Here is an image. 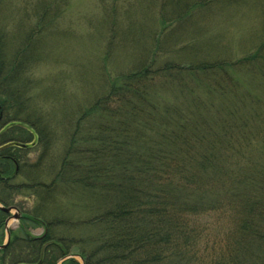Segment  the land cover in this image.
Wrapping results in <instances>:
<instances>
[{
    "label": "trees",
    "instance_id": "16d2710c",
    "mask_svg": "<svg viewBox=\"0 0 264 264\" xmlns=\"http://www.w3.org/2000/svg\"><path fill=\"white\" fill-rule=\"evenodd\" d=\"M66 1L33 3L16 47L0 28V202L23 212L0 264H264V31L236 60L142 55L58 125L28 96L40 61L29 50ZM240 1L161 0L163 28L174 24L159 48L184 51L176 41L194 17ZM187 72L215 78L207 99L165 104ZM74 188L88 215L64 209ZM6 217L0 208V242Z\"/></svg>",
    "mask_w": 264,
    "mask_h": 264
},
{
    "label": "rangeland",
    "instance_id": "374dc122",
    "mask_svg": "<svg viewBox=\"0 0 264 264\" xmlns=\"http://www.w3.org/2000/svg\"><path fill=\"white\" fill-rule=\"evenodd\" d=\"M38 1L0 0V28L8 32L11 46L27 41V24L34 21L31 6ZM62 10L64 13L57 25L35 40L33 49L29 50L35 57L39 56L40 61L35 66L34 75L30 76L34 89L28 96L36 106L49 111V118L58 125L69 124L77 103L89 101L99 94L109 74L115 76L142 55L151 59L155 51L157 58L186 56L190 52L195 55L194 60L199 61H207L205 58L213 59L211 61H215L214 58L236 60L264 31L262 3L241 0L222 10L203 11L194 17L191 34L185 31L176 41L177 47L186 49L175 52L170 50V39L159 48L164 32L171 31L174 24L169 23L163 28L161 0H67ZM189 75L186 76L185 92L176 88L179 96L165 92L159 98L165 104L173 101L185 108L195 97L206 100L207 85H214L215 78L205 74L202 82L201 78ZM37 111L40 113V109ZM35 155L31 157L33 160ZM25 194L24 197L30 199H23L25 207L31 208L37 198L31 197L28 191ZM88 204V193L74 188L68 204L63 207L68 216L78 217L81 212L88 215L83 210ZM45 208L48 213L60 212L59 206L54 209L46 205ZM19 224L11 217L9 227L12 230L18 231ZM31 229L35 234L43 231L42 226L33 225ZM5 239L4 231L3 241ZM4 257L0 250L2 263L7 262ZM77 260L82 264L79 257Z\"/></svg>",
    "mask_w": 264,
    "mask_h": 264
},
{
    "label": "flooded vegetation",
    "instance_id": "af4514ba",
    "mask_svg": "<svg viewBox=\"0 0 264 264\" xmlns=\"http://www.w3.org/2000/svg\"><path fill=\"white\" fill-rule=\"evenodd\" d=\"M23 213V212H22ZM10 215H8L7 217H6V219L9 217ZM6 219H5V222H6ZM22 219H23V215H22V217H21V219H20V221H19V223L21 224V222H22ZM5 222H4V224H5ZM3 224V225H4ZM19 224V225H20ZM39 226H41V225H39ZM45 229L43 228V231H42V233L41 234H35V233H33V231L31 230V233L33 234V236L35 237V238H37V239H39V238H41L45 233ZM12 237V236H11ZM9 244H10V242H9ZM8 244V245H9Z\"/></svg>",
    "mask_w": 264,
    "mask_h": 264
},
{
    "label": "water",
    "instance_id": "95a60500",
    "mask_svg": "<svg viewBox=\"0 0 264 264\" xmlns=\"http://www.w3.org/2000/svg\"><path fill=\"white\" fill-rule=\"evenodd\" d=\"M2 209H3L4 211H6V212H9V211H11V210L13 209V207H2ZM15 216H16V217H19V213H17ZM5 246H6V244L1 245V247H5Z\"/></svg>",
    "mask_w": 264,
    "mask_h": 264
}]
</instances>
